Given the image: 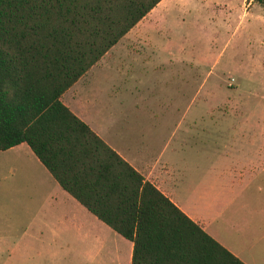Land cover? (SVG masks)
<instances>
[{
    "label": "trees",
    "instance_id": "16d2710c",
    "mask_svg": "<svg viewBox=\"0 0 264 264\" xmlns=\"http://www.w3.org/2000/svg\"><path fill=\"white\" fill-rule=\"evenodd\" d=\"M157 1L0 0V149L25 142L130 264H245L59 100Z\"/></svg>",
    "mask_w": 264,
    "mask_h": 264
},
{
    "label": "crops",
    "instance_id": "0c3cea01",
    "mask_svg": "<svg viewBox=\"0 0 264 264\" xmlns=\"http://www.w3.org/2000/svg\"><path fill=\"white\" fill-rule=\"evenodd\" d=\"M186 1H157L60 93L59 100L217 242L245 264H264V118L244 114L198 118L187 113L162 115L157 122L171 124L164 134L159 131L160 124L154 131L132 126L133 117L124 113L122 99H118L119 109H114V91L128 88L134 66L146 75L166 67L170 73H178L181 51L158 49L155 35H159L153 32L166 22L170 9L185 6ZM184 80L189 81V76ZM207 117L209 122L225 124L194 132L196 121ZM194 133H201L204 141L196 145L190 139ZM155 137L163 138L161 146L149 150V139ZM21 144L26 143L6 149L21 148L41 164L42 171L35 169L34 175L44 186L45 197L60 203L58 222L68 221L63 227L75 231L81 252L84 248L99 251L107 243L100 226L110 227L64 190L29 146ZM111 230L108 264H130L132 242Z\"/></svg>",
    "mask_w": 264,
    "mask_h": 264
},
{
    "label": "rangeland",
    "instance_id": "374dc122",
    "mask_svg": "<svg viewBox=\"0 0 264 264\" xmlns=\"http://www.w3.org/2000/svg\"><path fill=\"white\" fill-rule=\"evenodd\" d=\"M165 20L153 32L159 35H155V44L160 50L181 51L178 73H170L166 67L146 75L134 66L128 88L114 91L115 110L120 98L124 113L133 117L132 126L154 131L160 124L164 134L171 124L157 122L162 115L264 118L263 2L187 0L185 6L170 9ZM208 120L196 121L194 132L225 124ZM202 137L194 133L190 139L198 145L204 141ZM162 140L149 139L148 149L156 151ZM35 169L41 172L43 168L33 154L27 155L21 148L0 149V264H108L112 230L102 224L106 245L99 251L84 248L81 252L75 231L63 227L68 221L58 222L60 203L45 197Z\"/></svg>",
    "mask_w": 264,
    "mask_h": 264
}]
</instances>
